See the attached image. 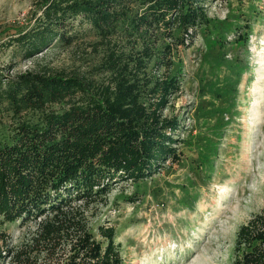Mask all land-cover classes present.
I'll use <instances>...</instances> for the list:
<instances>
[{"label":"trees","instance_id":"1","mask_svg":"<svg viewBox=\"0 0 264 264\" xmlns=\"http://www.w3.org/2000/svg\"><path fill=\"white\" fill-rule=\"evenodd\" d=\"M205 1L34 0L0 42L26 59L92 35L100 53L68 75L0 66V264H123L113 227L96 239L85 212L117 182L180 160L178 116L163 111L181 91L175 59L209 24ZM31 221L10 245L5 225ZM228 264H264V202L237 226Z\"/></svg>","mask_w":264,"mask_h":264},{"label":"rangeland","instance_id":"2","mask_svg":"<svg viewBox=\"0 0 264 264\" xmlns=\"http://www.w3.org/2000/svg\"><path fill=\"white\" fill-rule=\"evenodd\" d=\"M34 0H0V42L24 25ZM206 0L209 24L175 59L181 91L165 115L179 119L177 163L150 178L117 182L90 203V231L113 227L123 264H228L237 226L264 202V4ZM54 46L21 59L0 52L5 74L83 73L99 59L88 42ZM37 220V219H36ZM34 221L5 225L10 245ZM63 245L58 250L62 253ZM39 256V264H51Z\"/></svg>","mask_w":264,"mask_h":264}]
</instances>
